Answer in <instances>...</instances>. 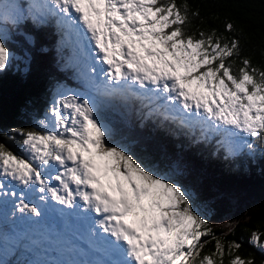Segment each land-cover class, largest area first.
Wrapping results in <instances>:
<instances>
[{
    "label": "snow or ice",
    "instance_id": "obj_1",
    "mask_svg": "<svg viewBox=\"0 0 264 264\" xmlns=\"http://www.w3.org/2000/svg\"><path fill=\"white\" fill-rule=\"evenodd\" d=\"M198 17L199 12L191 13ZM55 19L74 37L72 59L102 97L147 101L149 115L200 129L201 139L219 136L227 157L255 151L249 138L264 140V69L241 57L240 40L216 29L188 33L189 5L176 0H0V73L15 58L4 40L6 26ZM225 31L234 33L232 22ZM27 39V35H25ZM233 57L240 58L234 71ZM107 66L106 68L104 66ZM99 66V72L97 71ZM96 76H100L97 83ZM31 129L0 133L21 137L20 155L0 143V196L3 181L39 192L87 222L85 242L101 259L95 264H254L234 254L197 210L175 170L149 167L116 138L101 118V103L58 89L48 115ZM54 172V175L50 173ZM52 181L56 183L53 184ZM16 197V192H11ZM43 212L21 191L13 215ZM31 214V216L29 215ZM211 237L215 250L202 255ZM264 233L252 231L249 243L264 252Z\"/></svg>",
    "mask_w": 264,
    "mask_h": 264
},
{
    "label": "trees",
    "instance_id": "obj_2",
    "mask_svg": "<svg viewBox=\"0 0 264 264\" xmlns=\"http://www.w3.org/2000/svg\"><path fill=\"white\" fill-rule=\"evenodd\" d=\"M189 5L188 33L216 29L226 37L240 40L241 57L251 59L253 66L264 69V0H176ZM199 16L193 17L192 12ZM48 26L36 27L31 21L16 28L6 26L5 42L20 57V66L11 64L0 73V133L11 128L31 129L44 119L49 94L59 83L80 84L75 64L68 62L70 49L65 45L63 31L49 20ZM232 22L235 32L225 31ZM25 35L30 38L28 41ZM240 58L233 57L234 71ZM129 100V101H127ZM101 118L115 131L116 138L127 143L145 163L159 171L175 170L173 179L191 188L200 205L199 213L207 220L212 232L222 239L227 253L228 243L241 244L234 254L264 264V252L249 243L252 231L264 233V140L254 155L243 152L227 157L218 141L219 136L201 139L200 129L181 128L158 115H149L147 107L135 97L102 98ZM0 143L20 155L21 137L7 139L0 134ZM262 155V156H261ZM199 200H195L196 198ZM1 217V222L5 221ZM1 233V231H0ZM0 235V247L2 243ZM205 245L202 255L215 250V241ZM6 250V249H5ZM16 255L3 254V264H28V251L16 246ZM230 257L225 254L227 264Z\"/></svg>",
    "mask_w": 264,
    "mask_h": 264
},
{
    "label": "rangeland",
    "instance_id": "obj_3",
    "mask_svg": "<svg viewBox=\"0 0 264 264\" xmlns=\"http://www.w3.org/2000/svg\"><path fill=\"white\" fill-rule=\"evenodd\" d=\"M24 2H20L23 5H27L28 0H23ZM53 24H56L55 19L52 21ZM51 24L50 21L44 23L41 26H48ZM40 27V26H36ZM4 35V40H6ZM27 40L29 41L30 38L27 37ZM66 46V44L64 45ZM73 49H74V44H73ZM71 61L75 62L72 57ZM14 66H20V57H15L12 61ZM67 63V62H66ZM82 66H84L85 70L82 71V67L75 65L74 70L76 71V75H79L81 77L80 84L77 83H59L56 85L55 89L50 92L49 94V99L46 105H49V107L52 105L54 102L56 95H57V90H65L68 92H74L77 93L81 96L84 97H89L92 98L96 101H99L102 96L99 94V92L96 90L95 87L89 84L87 79L82 75V73L87 72V68L85 64L82 62ZM107 66L105 65V68ZM97 71L99 72V66H97ZM83 77V80H82ZM101 77L96 76V81L97 83L100 82ZM119 97V96H116ZM145 103V102H143ZM147 111L149 112V107H147ZM48 115V112L45 113L44 118ZM211 136H209L210 138ZM251 142H254L256 145L255 151L252 153H249L247 149L243 151L244 154L246 155H254L257 158V150L260 149L261 145L263 144L262 140L260 138H255L252 140V138H249ZM21 146V144H20ZM20 146L18 148H20ZM21 154V153H20ZM264 155V152H263ZM262 156V155H261ZM55 173L52 172L50 175H54ZM181 185H183L180 181H178ZM5 184V189L4 191L7 192V195L0 196V235L2 237L3 233V238L2 243L4 244L2 247H0V251H3V254L5 253H11L16 255L17 250L13 249L12 247L16 245V243L19 240H22L21 238H29V240L26 241L23 249L26 251H29V257H28V264H91L90 258L93 257V253L88 252V254L83 253V257L81 260L77 259V255L75 252L72 250V246L66 242V238L62 239L59 243L58 246V241L57 243H52L49 241L48 243L43 240L42 236H46L45 228H49V226L53 225V222L45 218L43 219L42 217L39 219L38 223L36 222L35 217H24L21 216L19 212H17L15 215H13V210H14V203H18V197L21 191H25V196L26 200L30 201L32 203L38 204L39 207L43 210L45 206L49 204L48 198L46 201L41 202L39 200V195H41L39 192H27L22 186H18L15 182H10V181H3ZM53 184H55V181H52ZM184 186V185H183ZM186 189L189 190L191 194V188L189 186H184ZM11 192H16L17 196L13 197L11 195ZM192 195V194H191ZM196 198V197H195ZM195 200H199L196 198ZM55 204V202H52ZM196 208H200V205L196 203ZM31 216V214H29ZM5 216L6 220L1 222V217ZM78 225V222H74L71 224L72 230H74ZM11 226L12 229L9 227ZM67 224L65 227L67 228ZM48 231V230H47ZM30 234L29 237L27 234ZM57 235L60 233L63 236L67 237V233L65 231L62 232H55ZM5 237V240H4ZM31 237V238H30ZM54 237L57 238L56 235ZM49 239V237L47 238ZM262 240H264V237H262ZM46 242V243H45ZM10 245H9V244ZM6 249V250H5ZM62 261H65L62 262ZM3 261H0V264Z\"/></svg>",
    "mask_w": 264,
    "mask_h": 264
},
{
    "label": "bare ground",
    "instance_id": "obj_4",
    "mask_svg": "<svg viewBox=\"0 0 264 264\" xmlns=\"http://www.w3.org/2000/svg\"><path fill=\"white\" fill-rule=\"evenodd\" d=\"M66 62H67V60H66ZM79 210H81V209H79ZM82 211V210H81ZM83 214L81 213V216H82ZM84 216H86V215H84ZM78 219V218H77ZM84 220V219H83ZM69 227L71 228V225H69ZM72 229V228H71ZM74 231H78V232H80L81 230L79 229V225H77V227L74 229ZM45 232H46V236H42V238H43V240L44 241H46L47 243L49 242V241H51L52 243H57V241H58V246H59V243H60V241L62 240V239H64L65 237H61V235H59V236H57L56 235V233H49V232H47L46 230H45ZM54 235H56L57 236V238L56 237H54ZM49 237V239H47ZM45 242V243H46ZM72 250H73V252H75V250L73 249V247H72ZM86 254H88V253H86ZM82 257H83V254L81 253V254H78L77 255V259L78 260H81L82 259Z\"/></svg>",
    "mask_w": 264,
    "mask_h": 264
}]
</instances>
